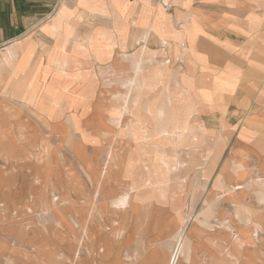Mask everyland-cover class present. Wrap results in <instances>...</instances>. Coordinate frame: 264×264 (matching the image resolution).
<instances>
[{
  "label": "crops",
  "instance_id": "crops-1",
  "mask_svg": "<svg viewBox=\"0 0 264 264\" xmlns=\"http://www.w3.org/2000/svg\"><path fill=\"white\" fill-rule=\"evenodd\" d=\"M145 53L170 63H149ZM4 69L8 83L22 84L0 91V121H28L32 108L48 113L43 121L106 122L110 112L130 111L128 121L183 142L168 151L207 153L200 184L213 197L206 192L203 208L224 216L242 206L217 191L254 182L264 189V0H0ZM113 93L125 96L116 103ZM162 104L172 122L159 134ZM178 121L198 125V139ZM257 212L233 214L237 227ZM202 215L205 223L217 217ZM151 247L141 258L167 264L159 245Z\"/></svg>",
  "mask_w": 264,
  "mask_h": 264
},
{
  "label": "rangeland",
  "instance_id": "rangeland-1",
  "mask_svg": "<svg viewBox=\"0 0 264 264\" xmlns=\"http://www.w3.org/2000/svg\"><path fill=\"white\" fill-rule=\"evenodd\" d=\"M143 57L159 66L170 63L146 53ZM8 80L5 69L0 71V91L19 84ZM106 85L118 88L116 81ZM120 96L125 95L109 98L118 103ZM163 105L159 134L172 122L166 121ZM27 112L28 121H0V264H157L158 257L141 258L144 247L159 245L167 262L181 232L178 264H264L263 230L250 235L242 228L247 221H239L237 234L244 236V245L238 249L232 241L225 248L224 233L234 226L226 223L228 211L223 216L212 204L203 208L209 184H200L205 180L200 171L209 158L206 152L197 147L168 151L183 142L167 141L155 129L128 121L130 111L125 116L123 111L110 112L113 119L106 122L101 115L94 122L43 121L42 114L48 115L44 109ZM183 122L177 123L180 130L193 127L192 134H198V125L185 121L184 127ZM209 192L206 197H213ZM217 192L218 198L228 196L237 206L238 197L247 203L245 209L231 207L232 214L252 216L258 211L264 216L260 183ZM151 200L156 204L148 205ZM209 210L215 211L216 220L197 224L203 221L202 211L208 215ZM260 219L252 222L264 228ZM209 232L224 246L206 239Z\"/></svg>",
  "mask_w": 264,
  "mask_h": 264
},
{
  "label": "bare ground",
  "instance_id": "bare-ground-1",
  "mask_svg": "<svg viewBox=\"0 0 264 264\" xmlns=\"http://www.w3.org/2000/svg\"><path fill=\"white\" fill-rule=\"evenodd\" d=\"M239 189V188H238ZM130 190H133V188H131ZM234 190V189H233ZM236 202V201H235ZM239 203L241 204V201H239ZM239 206H242V209H245V208H247V206H243V205H238V207ZM232 212V211H231ZM231 212H229L228 211V219L226 220V223H232V225H234L233 226V228H232V230L230 229L229 230V228H227V232H225L224 233V238L222 239V241H223V244L225 245V248L227 247V244L228 243H230V242H232L233 241V243L234 244H236V246H237V248L239 249V247H242L243 245H244V243H245V241H244V239H242V237H244V236H242V237H240V235L239 234H237V231H238V229H245V231H248V234H250V235H252V233L253 232H255L256 230H258V229H260V230H262L263 229V226H261V224L259 223V222H257V221H255V222H257L258 224H256L255 222H252V221H248L247 222V224L246 225H244V227H242V228H239V227H237V224H236V221H235V218H234V215L233 214H231ZM257 214H259L258 212H257ZM251 215V214H250ZM250 215H248L247 214V218L248 219H250L251 218V216ZM196 217L197 216H194V221L192 222V224H194V222L196 221ZM235 217H237V216H235ZM199 218V217H198ZM257 218L258 219H260V218H262V219H264V216H260V215H257ZM106 219V218H105ZM203 219H204V216H203ZM261 220V219H260ZM205 221H206V219H204L202 222H201V219H200V221H199V223H198V221H197V224H200V225H205ZM239 223V222H238ZM248 223H249V228H248ZM263 223H264V220H263ZM196 226V227H195ZM193 227H195L196 228V231L198 232V233H200V234H202L203 233V230H200L199 229V227L197 226V225H193ZM211 227L212 226H209V229H211ZM236 229V230H235ZM193 231V230H192ZM264 231V230H263ZM189 233V232H188ZM185 233H182L181 232V234L179 235V237L177 238V240H176V242H175V244H174V246H173V249L171 250V252H170V254H169V257L167 258L168 260H167V264H178V260H179V258H180V256H181V251H180V249H181V245H182V238H183V235H184ZM206 239H209L215 246H217V247H223L222 245H220L219 243H218V241L219 240H217V236L214 234H212L211 232H209L208 233V237L206 238ZM249 241V240H248ZM100 252H102V254H104V252H103V250L101 249V251ZM229 254V257H231V255H230V253H228ZM98 255H101V254H98ZM103 256V255H102Z\"/></svg>",
  "mask_w": 264,
  "mask_h": 264
}]
</instances>
